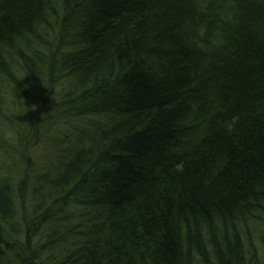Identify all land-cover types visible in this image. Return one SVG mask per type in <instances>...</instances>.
Here are the masks:
<instances>
[{"label":"trees","instance_id":"obj_1","mask_svg":"<svg viewBox=\"0 0 264 264\" xmlns=\"http://www.w3.org/2000/svg\"><path fill=\"white\" fill-rule=\"evenodd\" d=\"M0 264H264V0H0Z\"/></svg>","mask_w":264,"mask_h":264}]
</instances>
